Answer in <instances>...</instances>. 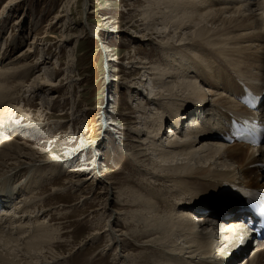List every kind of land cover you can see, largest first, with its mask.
Listing matches in <instances>:
<instances>
[{
  "label": "bare ground",
  "instance_id": "bare-ground-1",
  "mask_svg": "<svg viewBox=\"0 0 264 264\" xmlns=\"http://www.w3.org/2000/svg\"><path fill=\"white\" fill-rule=\"evenodd\" d=\"M20 2L12 0L7 4L6 9L0 14V24L10 21L21 7ZM147 2L148 9L146 8L143 15V21L147 22L142 26H145L144 31L153 34L144 35L150 42L146 46L153 50L158 49V53L163 55V60L169 63L167 67L161 68L149 61V63L145 60L137 61L139 65L135 69L145 70L144 77L150 76L149 79H142L143 76L139 78L144 82L140 84V89L144 87L153 89L151 95L142 100L144 103H139L136 109L142 115L143 111L154 106L157 115L164 111L161 112V121L159 119L160 123L156 122V126L155 123L148 126L149 124L145 122V129L136 127L142 125L144 120H149L152 115L147 118L142 116L144 120L142 119L140 124L132 123L134 124L132 132L136 135V141L133 142L138 145H128L125 152L128 153L131 162L137 165L134 173L148 176L149 178H146L148 186L156 184L161 186L162 190L160 192H156L157 189L153 190L156 193H149V198L137 195L127 201L131 195L129 196L126 190L115 189L116 205L138 207L133 214H128L127 210L123 211L124 209L118 211L110 209V219H113V214H118L127 222L129 219L126 217H131L130 220H133L131 224H136L135 229L128 228V231L120 232L116 230L119 222L114 220L111 228L106 231L107 236L117 246L115 260L120 262L118 264H138L132 251L126 254H123V251L119 253V249H124L137 240L138 245L143 248L168 249L175 264H264V242L255 239V242L249 243L251 229L247 225L253 219L241 213L244 200L240 194L245 193L233 194L232 196H238L239 199L232 201L231 205L224 201L225 197L216 199L215 195L219 190L229 191L235 188L240 191L249 192L252 189L264 193L261 182L259 184L250 180V177L260 178V181L264 179V146L251 149L244 143L231 144L222 136L226 132L224 120L231 118L230 114L246 116L248 113L244 107L235 103V95L240 91V84L250 86L256 93L264 96V0H147ZM88 6L89 1L86 0L84 12L88 11ZM87 24L90 34L98 35L97 30L94 31L89 22ZM153 35L161 40H153ZM12 37L15 35L12 34ZM37 40L35 37L26 54H20L15 60L4 57L7 54L3 57L0 54V104H6L0 115V181L6 176L16 175L9 179L10 187L15 190V194L10 190L8 183L0 186V264H40L43 259L45 262L42 261L41 264H46L48 262L46 250L52 249L58 238V229L52 227L46 218L42 219L43 215L40 216L35 211L29 213L20 208L26 182L32 183L36 191L44 183V176L40 173L45 169L46 172L43 174L49 179L60 175L66 169L62 161L56 157H37L39 154L36 150L40 149L16 141L24 138L23 131H28L30 127L29 124L22 126L16 123L13 114L17 111L16 114H21L22 117L29 118L30 115H25L22 109L15 105L22 95L20 94L19 98L14 97L16 95H13L14 90L17 91L21 86L26 88L24 81L47 64L46 60L28 62L34 53L33 47L39 44ZM6 42L0 40V52L3 50L7 53ZM13 46H17L16 41L10 46L14 50ZM40 46L42 45L39 44ZM37 48L38 45L34 49ZM136 56L134 54L129 58L128 65L135 62L133 59H137ZM51 75L46 73L42 78L40 76L34 79V83L28 85L30 87L25 95L35 99L37 95L49 92L51 96L52 91L59 86L51 79L54 74L52 77ZM9 80H16L17 84L11 86ZM202 84L206 86L207 95L200 87ZM148 88L146 90H149ZM42 101L47 102L46 99ZM6 111H9V114L3 117ZM261 112L259 120L264 126V109ZM187 118L193 123L191 128L181 126L180 129L172 130V126H180ZM156 119L153 116L149 121L154 122ZM203 123L207 125L204 126ZM39 126L38 128H41ZM165 126L169 127L171 136L166 137L162 134ZM194 126L197 127L196 131L192 129ZM34 133L37 134L36 131ZM93 164L94 171L97 161ZM227 164L244 168L239 171L240 174L232 170L234 179H228L226 178L228 168H225ZM51 168L54 170L51 171ZM90 169L83 168L79 172ZM26 172L27 175L24 174ZM246 177L247 183L241 181ZM41 182L43 183L38 187L37 183ZM18 194H23L22 198L14 203V198ZM112 194V189L107 191V196ZM129 194L137 193L131 191ZM167 194L177 197L175 205H178V208L168 211L159 207L158 201L168 202ZM217 194H220V191ZM37 201L35 197L26 205L37 204ZM208 207L213 209L219 207L223 211L211 214L215 219L197 210L202 208L206 211ZM25 217L29 218L27 223L23 221ZM12 219H17L19 225L14 227L17 229L15 232L8 231L7 234L19 237L12 240L8 236L9 239L6 240L2 233L12 223ZM40 219L42 220L39 222ZM32 220L38 222L32 226ZM253 235L256 237L254 233ZM237 248L240 250L237 251ZM52 250H48L50 254ZM164 253L160 254L165 255ZM165 258L167 259L166 256ZM158 261L161 262L158 259L150 261V264H160Z\"/></svg>",
  "mask_w": 264,
  "mask_h": 264
},
{
  "label": "rangeland",
  "instance_id": "rangeland-1",
  "mask_svg": "<svg viewBox=\"0 0 264 264\" xmlns=\"http://www.w3.org/2000/svg\"><path fill=\"white\" fill-rule=\"evenodd\" d=\"M11 1L0 0V14ZM20 1L21 7L10 21L0 24L1 42L5 43L8 37L11 38L8 39V43L6 42L7 53L1 50L0 54L2 57L7 54L4 57L15 60L20 54H26L25 52L31 46L30 43L34 42L33 39L36 37L37 43L42 46L39 47L37 44V49H34L37 45L33 47L34 53L28 62L36 63L46 60L47 64L41 66L24 81L26 88L21 86L17 87V91L14 90L13 95L16 94L14 97L22 95V98L18 97L19 102L15 105L22 109L25 115H30L29 119L16 114L17 111L13 114L16 123L22 126L29 124L30 127L28 131H23L24 138L16 141L40 149L36 150L39 154L37 157H56L66 168L65 173L55 176L56 178L52 177L53 179H49L48 176L45 178L43 174L46 172L45 169L40 173L44 176V183H37L38 187L43 184L36 191L32 183L26 182L25 195L20 208H24L23 211H29V213L38 212V215H43L42 219L46 218V221L51 222L52 227L58 229V238L54 242L53 250H46L48 252L45 255L48 261L46 264H118L120 262L115 260L117 246L107 236L106 231L114 220L119 222L116 230L120 232L128 231V228L133 230L136 224H131L133 221L130 220L131 217H126L129 219L127 222L118 214H113V219H110V209L113 211L124 209L123 211L127 210L128 214H133L138 207L116 205L114 203L117 197L115 189L126 190L128 195H131L127 201L134 199L137 195L149 198V193L156 189V192L162 190V187L156 184L152 187L148 186L146 179L148 176L134 173L137 165L131 162L132 160L127 156L128 153L125 152L128 145H138L133 142L136 135L132 132L134 128L132 123L142 122L144 120L142 116L147 118L152 115L148 119L152 120L154 116L155 119L158 118L157 121L144 120L142 125H136V127L145 129V122L149 124L148 126L154 123L156 126V122L159 124L161 121V112L164 111H160L157 115L158 112L154 110L156 108L154 106L147 109V112L143 111L142 115L136 109L139 103L151 95L153 89V87L140 89V84L144 82H141L139 78L143 76L142 79H149L150 76L144 77L145 70L135 69L139 65L137 61L145 60L161 68L167 67L169 63L163 60V55L158 53V49L154 48L155 52L150 49L151 47L146 46L150 42L147 41L148 38H144V35L153 34V32L144 31L145 26H142L147 22L143 21V15L149 3L147 0H88V11L84 12L86 0ZM88 22L94 31L97 30L98 35L90 34L87 28ZM22 28H24L23 31ZM12 34L15 35L14 38ZM152 37L153 40H161L154 35ZM15 41L17 46H13V50L10 46ZM139 52L141 54H138ZM134 54L137 55V59H133L135 62L128 65L129 58ZM46 73L54 74L53 77L51 75V79L59 85L58 88L52 91L51 96L49 92H45L37 95L35 99H30L27 94L25 95L30 87L28 85L34 83L37 77L42 78V75ZM9 84L14 86L17 81L9 80ZM128 87H131V90ZM200 87L207 95L206 86L202 84ZM147 88L149 90H146ZM44 99L47 100L46 103L42 101ZM0 106L1 115L6 104H0ZM5 114H9V111H6L3 117L6 116ZM11 120H13L12 117ZM188 124V120H185V123L181 122L180 125L187 128ZM39 125L41 128H38ZM34 128L37 134L34 133ZM164 129L163 134L168 137L169 127L165 126ZM28 133H31L33 138ZM149 158L152 159L151 156ZM96 161L97 165L93 171V163ZM83 168L91 169L79 172ZM225 168H228L226 178L234 179L232 170L240 174L239 171L244 166L237 168L235 165H228ZM53 170L54 168H51V171ZM13 177L16 175L3 178L0 186L8 183L10 190L15 194L9 182V179ZM251 179L259 184L261 182V186L264 187V179L260 181V178L250 177ZM246 180L247 177L241 179L244 183H247ZM109 182L114 183V186L108 185ZM111 189L113 194L107 196V191ZM223 190H219L220 194ZM131 191L137 194H129ZM217 193H215L216 197L220 195ZM22 195H16L14 203ZM167 196L168 202L158 201L159 207L166 208L168 211L178 208V205H175L177 197L169 194ZM35 197L38 199L37 204L26 205ZM25 218L23 221L27 223L29 218ZM18 222L17 219H12V223L2 233L6 240L9 239L8 236L14 239L15 236L8 235L7 232L12 230L15 232L17 229L14 227L19 225ZM32 222L31 225L34 226L33 224L38 221L32 220ZM17 237L19 236H16L14 240ZM138 242L136 240L124 249H119V253L123 251V254H126L132 251L138 264H150L158 259L161 261H158L160 264H175L170 258L168 249L143 248L138 245ZM48 250H52L51 254ZM44 260L39 263L41 264Z\"/></svg>",
  "mask_w": 264,
  "mask_h": 264
}]
</instances>
